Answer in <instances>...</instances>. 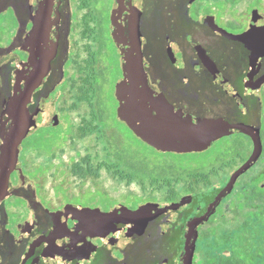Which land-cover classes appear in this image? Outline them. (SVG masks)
I'll return each mask as SVG.
<instances>
[{
  "label": "flooded vegetation",
  "instance_id": "1",
  "mask_svg": "<svg viewBox=\"0 0 264 264\" xmlns=\"http://www.w3.org/2000/svg\"><path fill=\"white\" fill-rule=\"evenodd\" d=\"M240 2L0 0V14L10 13L12 18L10 42L0 46V57L6 59L0 75L2 102L7 104L12 98L15 107L26 105L27 90L39 82L42 66L49 64L43 84L32 94L29 116L44 108L49 122L56 116L60 122L61 114L51 113V100L60 98L66 104L64 95L72 92L73 110L84 102L90 107L80 119L78 136L85 139L96 135L95 146L100 148L75 162L72 173L78 166L99 177L103 173L133 177L132 182L127 179L124 184L129 192L120 199H114L108 191L94 190L76 198L63 196L61 203L53 206L26 169L22 153H38L36 140L40 131L58 126L31 131L20 146L19 156L28 186L21 184L14 170L9 186L19 191L0 204V264H181L189 222L205 215L220 196V189L228 185L260 143L258 161L237 179L232 192L197 228L193 264H198L202 251L207 256L205 264L218 263L221 254L231 255L232 249L215 252L216 241L225 236L237 238V226L228 228V220L237 224V208L242 202L264 196V167L258 177L244 185V189H250L249 196H241V181L264 162V50H259L263 54L254 59L249 48H256L258 34L250 32L253 27H264V13L259 11L242 20L237 16ZM231 11L229 17L226 13ZM254 17H258L256 22ZM216 26L236 38H228ZM137 28L153 92L135 70L130 72L128 68L126 57L129 49L136 46ZM242 35L245 41L237 40ZM253 59L258 70L250 74ZM109 65L118 73L113 88L116 115L142 144L161 155L206 153L224 140L229 144L219 147L217 156L203 167L189 169L147 171L115 156V147L118 150L122 144L115 145L109 137L96 134L106 132L101 127L104 119L97 95ZM221 80L228 84L230 92ZM86 91L93 96L91 102L81 100ZM121 107L139 124H152L154 118L172 123L182 113L201 119H225L237 124V134L225 136L202 151L165 152L147 144L129 128L119 113ZM195 194L200 195L175 207ZM88 196L90 199H85ZM67 206L73 207L68 213ZM79 207L98 214L118 211L103 221L97 214L81 215L76 211ZM55 213L63 227L58 236L53 235ZM209 241L214 244L213 253L205 250L204 244Z\"/></svg>",
  "mask_w": 264,
  "mask_h": 264
},
{
  "label": "rangeland",
  "instance_id": "2",
  "mask_svg": "<svg viewBox=\"0 0 264 264\" xmlns=\"http://www.w3.org/2000/svg\"><path fill=\"white\" fill-rule=\"evenodd\" d=\"M230 8V6H226ZM261 11L264 13V0H242L237 5V16L245 20L248 15H254ZM233 14V11L226 13ZM231 17V16H229ZM12 28V18L10 13L0 14V46L5 47L10 42V31ZM115 65V64H114ZM105 81L99 88L97 99L102 104L103 121L101 127L106 132L98 131L97 136L109 137L115 145L121 143V150L115 147V156L124 157L125 161H133L136 165H141L147 171L154 169L162 171L164 169H189L192 167H203L217 156L219 147L229 144L228 140H224L221 145L214 147L206 153H193L184 155H161L156 151L150 149L148 146L138 141L131 132L120 122L116 115L115 97L113 88L115 86L118 73L109 65L108 70L105 71ZM64 103L61 99L54 98L51 100V113L59 112L60 122L57 129H44L40 132H49V144L53 145L50 150H44L41 154L33 153L25 150L24 159L25 167L41 188V194L49 198L53 206H58L63 196L76 198L79 195L93 192L94 190L108 191L114 199H120L123 195L128 193L127 188L124 187L128 181L120 179L117 175L103 173L99 178L88 177L80 179L73 175L71 167L81 157L87 153H94L100 151L96 149L97 146L95 136L92 135L85 139H80L78 136V127L80 126V119L83 115H87L90 107L88 103L84 102L77 110L72 109L75 97L73 93L66 92L64 95ZM107 134L109 136H107ZM57 137H62L58 139ZM100 145H98L99 147ZM123 159V158H122ZM124 161V160H123ZM264 167V162L261 163L255 173L244 178L241 181L242 198L248 197L250 189H244V185L253 177H258L261 169ZM146 171V172H147ZM127 181V182H126ZM85 199H90L89 196ZM264 210V196L262 198L252 200L251 202H242L241 206L237 208V224L228 220L227 227L234 228L241 226L245 221L249 220L251 215L259 213ZM230 219L231 216H228ZM231 222V223H230ZM237 247V240L234 243ZM205 245V250L214 252L213 242L209 241ZM229 247V245H228ZM231 249V247H230ZM229 249V250H230ZM228 250V251H229ZM206 254L202 251L198 258V264L206 263Z\"/></svg>",
  "mask_w": 264,
  "mask_h": 264
},
{
  "label": "water",
  "instance_id": "3",
  "mask_svg": "<svg viewBox=\"0 0 264 264\" xmlns=\"http://www.w3.org/2000/svg\"><path fill=\"white\" fill-rule=\"evenodd\" d=\"M258 17H254L253 21L256 22ZM138 25V21L136 22ZM216 28L225 34L228 38L235 39L236 37L232 34L227 33L225 30ZM253 31L250 33L258 34V42L255 47L249 48L253 51V58L261 56L262 53H258L259 50H264V27L263 28H252ZM138 28H137V39H135L136 46L129 49V54L126 57L128 62V68L131 72L135 70L139 79L144 83L146 88L153 92V83L145 71L144 66V55L143 47L141 46V40L138 38ZM237 40L245 41V35L237 36ZM254 58V59H255ZM253 59L251 64L250 74H255L257 72L256 62ZM6 59L0 57V75L2 72V65ZM36 64V63H34ZM49 64L42 66L43 74L39 82L27 90L26 96L28 97V102L26 105L16 106L12 98L8 101L7 104L2 102L3 98V87L0 82V109L2 114L0 116V204L1 202L9 195L19 191V188L12 189L10 188V178L14 170H17L20 175L21 184L28 186L29 179L24 175L21 162L19 159L20 156V146L23 141L27 138L29 133L39 127L45 126H58L59 119L54 117L52 122H49L47 115L45 114L44 108H40V113L37 111L35 114L29 116L28 106L32 100L33 92L39 88L46 77ZM21 71V70H20ZM128 71V70H127ZM126 72V71H125ZM127 79V74H125ZM223 87H228V84L221 80ZM227 91L230 92L227 88ZM118 99L122 100L119 96L118 90ZM17 109L19 111L16 112ZM119 113L122 115L123 120L129 126V128L143 141L152 147L165 151V152H197L209 148L214 142L225 137L237 134V124L230 123L229 121L222 118H196L191 116L183 115L182 113L178 114V119L173 118L172 123H162L158 119H152V124L144 125L143 123L133 120L128 117L120 108ZM256 148L253 156L246 162L238 171H236L230 178L229 183L226 187L221 188L220 196L209 206L205 215L201 218L191 220L188 224V230L185 237V255L182 259L181 264H193L195 249H196V239H197V228L204 224L209 217L215 212L217 206L222 204V198H226L230 194L237 182V179L247 172L260 157V143L259 149ZM200 194L191 195L182 199L181 203L175 205V207L182 205L186 200H191L194 196H199ZM70 209H73L72 206H67V213L70 212ZM76 211H81L82 214L92 215L97 214V218L100 220H109L114 216L118 208L109 214H98L95 210L77 208ZM54 221L56 223L55 231L53 232L54 236H58L62 233L63 227L59 218V214H52Z\"/></svg>",
  "mask_w": 264,
  "mask_h": 264
},
{
  "label": "trees",
  "instance_id": "4",
  "mask_svg": "<svg viewBox=\"0 0 264 264\" xmlns=\"http://www.w3.org/2000/svg\"><path fill=\"white\" fill-rule=\"evenodd\" d=\"M231 4H234L236 0H227ZM242 0H237V3ZM90 91L82 93V101H90L93 96L90 95ZM99 99V95H97ZM98 104L100 102H97ZM90 130V129H89ZM94 129H91L93 131ZM90 132V131H89ZM49 132H40L38 139L36 140V146L38 153L41 154L44 150H50L53 143L49 144L50 137ZM83 136V135H82ZM73 175L80 179H86L88 177L98 178L99 175L91 173L89 171L82 170L78 166H74ZM117 176L120 179L132 182L133 177H125L123 175ZM251 202V199H246L244 203ZM237 240V247L234 244ZM229 245V247H228ZM231 247L232 253L229 257L221 254L223 250H229ZM215 252L221 254V259L218 263L213 264H264V210L251 215L249 220L245 221L239 228H237V238L225 236L216 241Z\"/></svg>",
  "mask_w": 264,
  "mask_h": 264
}]
</instances>
